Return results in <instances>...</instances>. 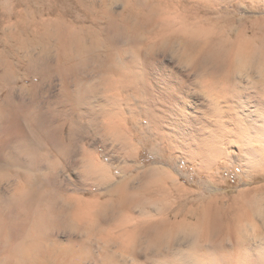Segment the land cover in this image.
<instances>
[{
	"label": "bare ground",
	"instance_id": "bare-ground-1",
	"mask_svg": "<svg viewBox=\"0 0 264 264\" xmlns=\"http://www.w3.org/2000/svg\"><path fill=\"white\" fill-rule=\"evenodd\" d=\"M102 2L104 4V1ZM107 4L110 6L112 3ZM46 9L42 11L45 14L44 17L29 21L24 13L36 10H32V6L25 3L13 7V16L0 17L2 41L5 47L3 52H0V68L3 67L4 70L0 75V94L4 96L0 102V113L9 121L5 137L8 135L9 138L17 139L16 142H19L21 149L31 148L30 146L33 145V143L30 144L32 136L29 137L30 139L27 137V135L30 136V131H27L28 134L23 131L25 128H21L18 120L23 109L18 106L13 94L6 91L9 72L14 73V66L21 67L27 60L26 71L39 78L44 77L54 68V72L63 79L61 94L65 104V108L60 111L62 119L58 125L54 124L52 118L47 129H42V124V128L39 127L40 130L38 125L36 126L38 129H35V126L31 129L29 126V130H35V132L32 131L34 134L32 141L38 145V148L32 146L35 151L22 150L24 154L30 155L29 161L26 157V159L22 158L23 153L17 155L15 148L11 147L9 138L0 136V264H131V262L132 264H264V253L250 247V244L246 245L247 240L245 239L244 242L245 235L240 230H235L234 236L228 233L230 240H233L231 248L225 245V239L213 240V231L221 230L220 226L223 223L218 218L216 221L213 218L212 224H209L210 227L213 226V230L210 234L208 233L206 239L208 242H213L212 245L215 242L218 243L213 247H199L197 242L193 241L188 243L187 250L184 248L182 250L178 235L166 242L159 232L165 227L160 219L155 225L145 228L142 235L145 239L140 245L146 244L147 248L132 249L129 245L130 241H127L131 232L122 228L123 224L120 222L122 220L112 223L109 219H107L109 222H104L99 219L100 217L95 218L90 212L91 208H89L90 211H86L80 201L71 197V194V196L65 194L66 181L60 177V173L67 169V158L73 150L77 149L81 150V152L79 150L80 156L88 164V168H92L95 178L100 179L106 169L112 176L113 170L118 168L114 162H110L107 166L99 159L102 151L89 152L83 146L88 130L87 121L94 120L98 111L106 122L110 121V125L116 128L115 131L114 128L112 129L113 133L117 130L122 134L131 133L129 131L131 127L129 129L128 126L132 122L138 124L142 131L147 133L148 129L144 127V123L147 122L154 137L151 138L152 135L149 133L150 136L148 134V136L144 134L138 136L135 131L137 134H130L131 143L138 141L144 144L155 142V139L160 143L173 140V146L192 164L198 159L203 160L208 152L216 157L225 152L231 157L232 150L238 144L240 152H246L249 155L247 160L250 161L253 159L252 154H255L257 150L254 145L259 143V153L264 160V102H262L264 100V51L254 49L255 51L247 50L246 52V49L242 50V48L240 51L229 50L223 43L222 34L216 35L219 38L213 39L215 38H212L214 30L209 31L203 26L213 20L208 16L212 9L215 10L210 0H135L134 3L125 5L123 10L125 15L112 11V6L107 9L105 5L98 4L95 0H53ZM128 19L131 20L130 22H135V26H131L134 23L130 24ZM199 25L203 30L198 35ZM25 36H32L35 46H39L43 38L56 39L59 49L48 57V60L52 59L53 63H46L47 57L43 58L32 52L23 57L19 56L18 51L27 48ZM87 36L103 40L106 55L104 53L105 58L101 66L103 76H99L101 77L99 80H102L104 75L105 78L108 77L107 75L111 77V81L106 78L109 86L115 90L114 100H108L112 101L111 103L107 100V102L103 100L102 103L100 100L97 104L95 101L92 104L89 99V94L94 91L92 84L95 82L92 83L91 79H85L81 75L86 64L84 50ZM160 51L170 53V56L175 55L173 58L177 56V64L180 66L184 64L183 66L188 69L186 79L175 78L171 74L161 76L160 82L157 77L153 79L152 76L156 73H153L155 67L152 68V66L155 65L157 53ZM247 59L257 60L258 65L247 69L244 64V67L238 68L237 64L240 62L242 64ZM183 74L185 75L184 72ZM191 75L194 78L191 79ZM26 76L28 73L19 76V79L23 80ZM245 79L256 87H262V90L256 93V96L259 95L260 98V102L257 101L256 105H250L252 102L248 104L242 100L246 92L244 91L246 90ZM197 85L200 86H198L200 90L202 89V93L207 94L205 98L208 96L207 98L210 99L211 103H208V106L214 109V117L217 118L219 115V122L221 118L233 112L243 113V118L235 119L234 128H230L223 121L220 123L213 121L215 124L208 125L206 120V125L202 126L207 130L210 129L207 132L209 135L205 129L207 135L204 137H199V134L195 139L183 137V134L191 133L187 130L193 129V124L199 117L192 116V112L186 106H180L179 103L186 95L190 97L192 92L195 93ZM112 89L111 91L114 92ZM128 93L140 99L142 97V110L137 118L124 113L125 105L130 113L133 110V101L130 102ZM252 97L254 98V95ZM86 106L89 110L91 107L90 111L87 109L89 112L84 110ZM50 111L54 112L52 109ZM179 115L182 118L175 121L174 118ZM39 116L40 113H34V117L38 120L41 118ZM244 117L247 124L243 123ZM57 118H59L58 115ZM169 121L177 130L176 133L178 131L179 134L182 133L180 136L168 132ZM106 122L105 120L103 122L105 127ZM91 123L97 125L95 121ZM110 125L108 123V126ZM106 129L109 128L106 127ZM56 144L60 145L59 149L55 146ZM194 144L196 147L193 146ZM86 214L87 216L83 218ZM209 217L212 218V216ZM83 219L91 222L92 226L97 224L98 226L95 227H104V229L101 228L104 233L108 231L107 236H104L105 243L97 247V250L86 243L88 239L82 240L71 232L67 234L73 222ZM230 223L237 225L234 219L228 221V224ZM232 225L228 228L230 229ZM85 228L82 231H85ZM153 232H155L154 236L151 234ZM102 239L103 243L104 239ZM141 250L145 251L141 252Z\"/></svg>",
	"mask_w": 264,
	"mask_h": 264
},
{
	"label": "rangeland",
	"instance_id": "rangeland-1",
	"mask_svg": "<svg viewBox=\"0 0 264 264\" xmlns=\"http://www.w3.org/2000/svg\"><path fill=\"white\" fill-rule=\"evenodd\" d=\"M51 1L53 0H0V17L6 18L13 16V7L16 5H23L25 3L32 6V10H36L24 13V15L29 18V21L35 18H40L42 16L44 17L45 14L42 13V11L47 10V5ZM95 1L98 4L102 3V5H105L107 9L112 6L113 10H110L124 15L125 12L123 13V10L125 8V5L130 4V2H135V0H118V2L117 0ZM102 1H104V4ZM210 1H212V3L214 4L215 10L212 9V12L210 11L208 13V16H210L213 20L211 23H209L210 25L208 24L203 26L209 31L214 30L212 32V38H215L213 39L219 38V36L216 35L222 34L221 37L224 40L223 43L226 44L225 46H227L229 50L235 49L236 51H240L242 48V50L246 49V52H252V50L255 51L256 49L264 51V0ZM107 3L112 4L109 6ZM128 21L130 24L134 23L131 26H135V22H130V19H128ZM200 25L197 28L198 35L203 30ZM1 28L2 25L0 22V52H3L5 47L4 42L2 41L3 32ZM87 37L88 38H86L85 41L86 49L84 50L86 64L83 67L81 75L85 79H91L93 81L92 83L95 82V84H92L94 91L89 94V99L92 101V104L95 102L97 104V102H99L100 100V102L102 103L103 100L113 101V98L115 97V90L109 86L106 79L108 78V81H111V77L107 75L108 77L105 78L104 75V77H102V80H99L101 78L99 76H103L101 66L106 55L105 47H103V40L102 38L98 37ZM52 39L53 40H51V38H43L40 41L39 46H35L33 37L25 36L24 41L27 44V48L25 50L18 51V54L19 56L23 57L27 55V53L32 52L35 53V55H39L43 58L47 57L48 60V57H51V55L59 49L57 42H55L56 39ZM174 56L175 55L173 54H171L170 56V53H165L163 51L157 53V60L155 61V65L152 66V68L155 67V69L153 68V73H156L154 74V76H152L153 79L157 77L158 81L160 82L162 78L161 76L170 74L179 79H184L185 77L187 78L186 74L188 69L183 66L184 64L182 66L178 65L177 56L173 58ZM47 60L46 63H53L52 59L49 58V60ZM247 60H244L247 64L244 61L242 62L243 65L240 64L241 62L238 63L239 65L236 63L238 68L239 66L244 67V64L246 65L245 67L247 69H249V67L251 66L255 67L256 65H258L257 60L255 59H251L248 61ZM167 65L169 66L167 67ZM2 68H0V75H2L4 72ZM14 68V73L13 71L9 72V81L7 82L8 89L6 91L13 94L15 100H17L16 102L18 106L23 109L21 115L19 116L21 117V119L18 117L21 128H25L23 131H26L27 134L30 131V136H28L25 132L24 133L27 135L28 139H30L29 137L32 136L30 144L33 143L34 146H32L34 148H38V145H36L35 141H32L34 140V134H32V131L35 132V130L31 129L34 126L35 129H38L39 127L42 128L41 124L43 125L42 129H47L48 124L50 123L52 118L55 125H58V123L62 119L60 111L65 108V104H63V97L61 94V83L63 79L58 73L54 72V68H52L50 72L46 73L44 77H35L33 74L26 71L28 69L27 60L21 67L18 65L16 67L14 66ZM99 71H101V74L98 75ZM183 72L185 73V75L183 74ZM24 73L25 75L28 73V76L24 77L23 80L19 79V76L23 75ZM192 78L194 77L191 75V79ZM246 80L247 79L244 80V87H246V90L244 91L246 92H244L242 100L243 102L248 104L252 102V104L250 105H256V103L260 102V98L258 97L259 95L256 96V93L258 94V92L262 90V87H256L255 85H253V83L246 82ZM198 86L199 85L195 87V93L192 92L190 97L186 95L184 99L182 98V100H180L182 102L179 103L180 106H186L189 111L192 112V116L199 117V122L197 121L193 124L194 130H187L191 133L193 130V133H188L186 135L183 134V137H193V139H195L198 134L199 137H204V135L206 136L208 134L207 132H209L210 129L207 130L202 126L203 124L206 125V120L207 124L211 125L219 122L218 118H220L219 115H217V118L216 116L214 117V109L212 107L209 108L208 106L211 103L210 99L207 98L208 96H206L205 98L206 93H202V89L200 90ZM111 89L114 90V92L111 91ZM253 95L254 98L252 97ZM128 96L130 102L133 101V110L130 113L125 105L124 113L126 112L125 115L127 114L128 116L131 115L133 118H137L142 110V97L140 99V97H136L132 93H128ZM3 97L4 96L0 94V102L2 101ZM112 101H108V103H111ZM106 102H104V104ZM262 102H264V100H262ZM236 104L238 106V103ZM54 105H57V107H55ZM136 105L138 106L136 107ZM27 106L32 107L33 109L28 108ZM87 106L84 108V110L86 111L89 110V106ZM26 108H28L29 110ZM49 108L54 110L55 113L51 112ZM240 111H242L241 108ZM26 112H28V114H26ZM36 112L40 113V120L34 117V113ZM206 112L209 113L207 114ZM242 114L243 113H240L239 111L237 113L236 111L232 114L226 115L225 117H223V119L221 118L220 120L224 123H227V126H229L230 128H234V126L236 125L235 119L243 118ZM57 115L59 118H57ZM245 117L243 123L247 124ZM178 118H182V116L179 115L174 118L175 121ZM104 120L106 122V119H103L102 115H99L98 111L94 120L91 119L87 121L88 130L85 135L86 141L83 140V146L89 152L94 153L96 150L102 151L103 153L100 155L99 159H101L106 165L110 164V162H114L115 166H117L118 168H115L113 170V178H111L112 176L109 172H107V169L104 170L102 174L103 178L101 177L102 179H98L97 177L95 178V173H93L92 168H88V164L81 158V150H73L66 160L67 169L60 173V177L65 179L67 184L70 185L68 187L65 182V194L69 196L72 195L71 197H74L77 201H80L81 206H83L86 211H90L89 208H91V214L94 215L95 218L100 217L99 219L101 221L109 222L110 220L112 221V223H115L122 220L120 221L123 224L121 225L122 228H125L131 232L130 236H128L129 239H126L128 242L130 241L129 245L132 249H141L142 247L147 248L146 244H143L142 246L140 245L141 242L145 239L144 237H142V235H144L145 228L150 225H155L159 222L158 220L160 219L161 221H163L162 225H165V227L163 228L162 226L163 229L159 232H161L160 235L164 239H166V242H169L171 238L178 235L177 238H179V240L181 241L182 250L183 248L184 250H187L186 248L189 245L188 243L193 241H196L199 247H213L218 243L215 242L214 245H212L213 242H208L206 239L213 230V226L210 227L213 218L214 221H216L218 218L220 219L221 223L223 222V227L220 226L221 230L219 231H213V240L219 241L225 239V245L228 248H231L233 245V240H230V238L228 237V233H231V235H235L234 231L240 230L246 236V238L244 236L243 239L244 242L247 240L245 242L246 245L250 244V247L254 248L255 250H260V252L264 253V160L259 153V143H256L254 145L255 149L257 148V150L256 152H254L255 154H252L253 159L250 161L247 160L249 155H247L246 152H240L238 144V146H236L234 150H232L231 157L225 152L217 157L214 156L213 153L208 152L203 160L198 159L196 163L192 164L190 161L184 158L181 153H179V150L175 148V146H173V140H166L167 142L161 141L160 143V141H156L155 139V142L157 143H155L154 141L145 142L144 144H141L138 141H132L131 143V133H138V136H141L143 134L147 135L149 133L152 135L151 138L154 137L153 131L149 129V125H147V122L144 123L145 125L143 124L144 127L148 129L147 133L146 131L144 133L138 124L132 122L128 127L129 129L130 127L132 130L134 129V132L130 129L129 131H131V133L122 134L120 131L119 133L118 130L116 131V133H113L112 129L114 128L113 130L115 131L116 128L110 125V121L106 122V127L111 129L109 132V129H106V127L104 126ZM91 121H95L97 125H94L93 123H91ZM213 121L216 122L213 123ZM108 123L110 126H108ZM8 125V119L2 117L0 113L1 137L9 138L8 135L5 137V131L7 130ZM37 125L38 128L36 127ZM167 125L169 127L168 132L172 135H175L177 130L175 129V127H173L172 123L169 121ZM29 126L31 128L30 130L28 129ZM182 127L184 126L182 125ZM41 128H39L38 130H40ZM176 134L180 136L182 133L179 134L178 131V133ZM9 139L11 141V147L13 149L15 148L17 155H19V153H23V149H32L31 151H35L32 146H30L31 148L24 147L21 149V146H19V142H16L17 139L15 140L11 137ZM169 144H171V146ZM55 146H58L57 149L60 148V145L56 144ZM193 146L196 147L195 144ZM22 158H25L28 161L31 159L29 154L24 153ZM120 170H122L121 173ZM92 211L97 213H92ZM226 211L229 215L226 214ZM216 213L218 215H216ZM261 213H263V216H261ZM86 216L87 214L84 215L83 218H85ZM209 216H212V218H210ZM110 218H112L114 221ZM232 219L235 220V223L237 225H232L234 222L228 224V221ZM125 220L127 221L126 223ZM149 221L151 223H148ZM79 222H73V226H71V230L70 228L67 230V234L71 232L72 235L82 240L88 239V241L86 240V243L94 247V250H97V247L102 246L105 243L104 236H107L108 231L104 233V231L101 230V228L104 229V227H95L98 226L97 224H94L95 226H92L91 222H87L86 220L84 221V219L80 220ZM230 225H232V227L229 229L228 226ZM205 227L206 229H204ZM84 228L85 231H82L84 230ZM78 229L80 233L78 232ZM93 229H95V231ZM151 234L154 236L155 232ZM92 235H95V238H93ZM169 236L170 238L168 239ZM101 239L104 241L103 243ZM132 240L134 242H132ZM131 244L134 245L132 246ZM143 251L145 250H141V252Z\"/></svg>",
	"mask_w": 264,
	"mask_h": 264
}]
</instances>
